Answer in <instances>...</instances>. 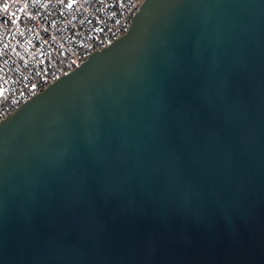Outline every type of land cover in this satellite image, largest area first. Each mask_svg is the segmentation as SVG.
<instances>
[{
	"label": "water",
	"instance_id": "obj_1",
	"mask_svg": "<svg viewBox=\"0 0 264 264\" xmlns=\"http://www.w3.org/2000/svg\"><path fill=\"white\" fill-rule=\"evenodd\" d=\"M0 264H264V0H145L0 121Z\"/></svg>",
	"mask_w": 264,
	"mask_h": 264
},
{
	"label": "built area",
	"instance_id": "obj_2",
	"mask_svg": "<svg viewBox=\"0 0 264 264\" xmlns=\"http://www.w3.org/2000/svg\"><path fill=\"white\" fill-rule=\"evenodd\" d=\"M145 0H0V121L124 36Z\"/></svg>",
	"mask_w": 264,
	"mask_h": 264
}]
</instances>
